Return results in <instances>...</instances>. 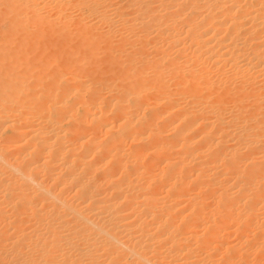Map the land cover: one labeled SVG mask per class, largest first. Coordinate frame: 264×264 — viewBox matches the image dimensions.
<instances>
[{
  "label": "bare ground",
  "instance_id": "1",
  "mask_svg": "<svg viewBox=\"0 0 264 264\" xmlns=\"http://www.w3.org/2000/svg\"><path fill=\"white\" fill-rule=\"evenodd\" d=\"M0 264H264V0H0Z\"/></svg>",
  "mask_w": 264,
  "mask_h": 264
}]
</instances>
